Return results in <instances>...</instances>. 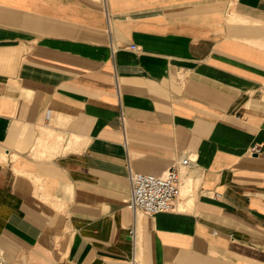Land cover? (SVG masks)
I'll return each instance as SVG.
<instances>
[{
	"label": "crops",
	"instance_id": "1",
	"mask_svg": "<svg viewBox=\"0 0 264 264\" xmlns=\"http://www.w3.org/2000/svg\"><path fill=\"white\" fill-rule=\"evenodd\" d=\"M0 264H264V0H0Z\"/></svg>",
	"mask_w": 264,
	"mask_h": 264
},
{
	"label": "built area",
	"instance_id": "2",
	"mask_svg": "<svg viewBox=\"0 0 264 264\" xmlns=\"http://www.w3.org/2000/svg\"><path fill=\"white\" fill-rule=\"evenodd\" d=\"M131 47L136 46L132 44ZM254 148L255 146L252 147ZM187 162L188 156L179 160L180 164ZM129 181L130 191L125 204L133 211L156 213L177 207V198L181 189V177L177 165H171L160 173L130 171Z\"/></svg>",
	"mask_w": 264,
	"mask_h": 264
}]
</instances>
